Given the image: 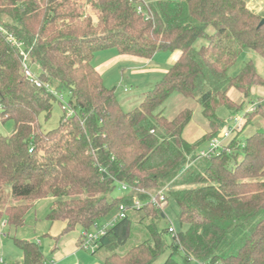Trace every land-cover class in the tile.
Returning a JSON list of instances; mask_svg holds the SVG:
<instances>
[{
	"label": "trees",
	"instance_id": "obj_1",
	"mask_svg": "<svg viewBox=\"0 0 264 264\" xmlns=\"http://www.w3.org/2000/svg\"><path fill=\"white\" fill-rule=\"evenodd\" d=\"M262 21L248 0H0V119L14 123L10 135L0 131V222L18 231L30 202L53 198L47 220L65 222L64 235L117 219L95 243L93 255L110 253L104 264H154L170 234L158 224L173 200L180 231L171 234L164 264H180V253L184 264H264V131L244 137L252 121L264 126V100L246 116L228 146L232 152L210 158L199 151L221 127L194 145L184 137L191 110L171 120L163 115L174 94L197 99L210 120L220 107L240 113L245 105L238 107L230 90L248 100L264 79L253 62L235 77L228 72L245 50L264 60ZM9 35L29 52L42 81L69 93L65 102L75 115L64 113L56 129L43 131L40 119L48 121L54 103L63 104L27 80ZM200 40L207 44L196 50ZM107 50L139 60L180 56L140 105L125 112L93 64ZM117 187L127 194L113 199ZM161 191L164 211L149 201ZM137 199L144 206L133 210ZM121 206L129 213L120 220ZM131 212L145 214L141 223L148 222L150 238L120 254L131 240ZM11 238L23 256L19 264L48 263L36 242Z\"/></svg>",
	"mask_w": 264,
	"mask_h": 264
},
{
	"label": "rangeland",
	"instance_id": "obj_2",
	"mask_svg": "<svg viewBox=\"0 0 264 264\" xmlns=\"http://www.w3.org/2000/svg\"><path fill=\"white\" fill-rule=\"evenodd\" d=\"M248 7L249 9L257 13L264 14V0H248ZM86 10L88 12L91 11L88 7H86ZM213 32V28L208 29L209 34H212ZM206 44L207 43L204 40H200L195 44L194 48L196 50H199L203 45ZM177 54L178 52L159 53L157 54L158 56L156 57V59L153 60L154 64H150L147 61H142L130 57H122L116 50H107L98 53L93 61V64L94 67L101 73L106 88L115 89L116 97L118 101L122 103L124 111L129 112L139 106L143 101L146 93L151 91L154 88L156 82H159V80H161L162 76L158 77L154 75L153 72H151L154 71L153 68H155L157 64L163 65L164 70L166 71L173 65V59ZM249 62H253L257 72L264 79V60L261 56H259L252 50H245L242 53L236 65L232 67V69H230V71L228 72V76L235 77ZM256 87L262 86H254L252 87V89ZM233 94L234 91H232L231 95L234 103L238 107L242 104V107L245 105L243 110L241 111V114H244L247 109V102L249 101V99L245 100L244 95L240 92H238L239 95ZM63 95L68 102L70 97L69 93L65 91ZM251 99L264 100L261 97H251ZM163 109V115L170 120L175 118L181 111L185 109L191 110V112L193 113L192 123L185 131L184 137L194 145L203 142L206 137L208 138L211 134L218 131L220 127L222 129L224 127V123L229 120L231 115L238 112L236 111V109L227 110L223 107H220L216 112L218 119L216 118L214 120H210L204 117V115L202 114V106L197 99H188L180 94L172 95L164 104ZM63 116V106H61L59 102H55L52 117L48 121H45L43 117L40 119L43 131L56 129L59 126L60 120ZM13 129L14 123L12 121H8L7 123L3 124L0 119V131L4 135H10L13 132ZM256 130L264 131V126L261 122L257 123L255 121H252L245 130L244 137H249ZM9 192L10 190L8 189V194H6L7 197L5 201V203L7 204H11ZM126 194L127 192L117 187L110 195V197L113 199H117L124 197ZM53 202V198L30 202L31 204H33V206L29 209L26 215L24 227L19 232L10 231L9 227L5 229L4 232H2L4 234L3 241L5 242V244L4 253L0 256H3L6 259V262H8L9 264H17L19 260L18 256L21 253V251L14 244L11 236L17 239L35 241L40 246V249L45 258L47 260H51L53 253L57 250L55 239L51 238L48 235L51 227V222L47 220V215L49 214L51 208L50 206H52ZM165 214L166 216L161 219L158 224V231L163 232L169 227H173L176 232L180 231V210L173 200L169 201V205L165 210ZM129 216L131 217V240L128 243L127 247L118 250V253L120 254L125 253L132 247L150 238L146 229L148 222L143 221L141 223V219L145 217V214L140 212H131ZM3 221L4 219L0 222V225ZM105 225L106 222H98L89 230L82 231V233H87L88 235H96L97 229L95 226H97L98 228H102ZM79 231L80 230H77L75 234H71L68 237L71 238L76 236ZM9 233H11V236H9ZM164 241L166 243L165 253L154 264H164V262L170 255L171 250L169 246L171 245L172 235L168 233L164 234ZM93 251V246H91L87 250L82 249L79 246L78 255L76 256L79 264H104L105 259L110 254L107 250H101L96 256H94ZM176 259L180 264H184L181 253L178 254Z\"/></svg>",
	"mask_w": 264,
	"mask_h": 264
},
{
	"label": "built area",
	"instance_id": "obj_3",
	"mask_svg": "<svg viewBox=\"0 0 264 264\" xmlns=\"http://www.w3.org/2000/svg\"><path fill=\"white\" fill-rule=\"evenodd\" d=\"M139 12H142V9H139ZM8 41L18 47L21 51L22 55V67H23V74L29 80L36 88L38 89H43L47 91L50 94H53L54 96L57 97V99L62 102L63 104V110L66 115V117H72L75 115L74 109L68 105V103L65 102V97L62 94H59L52 86V84L44 82L41 80L39 73L35 72L33 69V66L30 64V57H29V52H26L21 49V44L17 41V39L9 35L8 36ZM262 103V100H253L249 99L247 102V109L244 114L240 113H235L233 114L229 120L225 123V126L219 131L216 137H214L205 148L200 149L199 151V157L200 158H210L214 156L220 155L222 151H227L228 153H231V149L228 147L230 142L233 140V138L240 133L245 124H246V116L255 112L260 104ZM0 110H1V105H0ZM188 167L186 168V170ZM123 190H126V187H122ZM150 203L156 206L157 209L163 210L165 209L166 205L168 204L167 202V197L164 193V191L159 192L156 196H150ZM144 206V203L141 202L140 200H135L134 206L132 207L133 210H139ZM129 213V209L125 206L120 207V214L117 217L118 219H124L127 217ZM117 219H114L110 222H106V225L103 226L102 228H98L97 226V234L96 235H88L87 233H82L80 235L79 239V246L82 249H89L91 246L94 247V251L97 249V246L95 243L97 240H99L100 237L105 235V233L108 231L109 228H111L115 223ZM168 232L172 235L176 234V230L173 227L168 228ZM93 251V252H94ZM0 264H9L6 262L3 256H0ZM47 264H53L47 263Z\"/></svg>",
	"mask_w": 264,
	"mask_h": 264
},
{
	"label": "crops",
	"instance_id": "obj_4",
	"mask_svg": "<svg viewBox=\"0 0 264 264\" xmlns=\"http://www.w3.org/2000/svg\"><path fill=\"white\" fill-rule=\"evenodd\" d=\"M157 56L158 55H156L152 60H142V61H147L150 64L151 63L154 64L153 60H155ZM179 56H180V53H178L174 57V59H173L174 63L177 61ZM174 63H173V65H174ZM162 68H163V70H162ZM153 69H154V71H151V72H153L154 75H156L158 77L162 76L161 79L163 78V76L168 71V69L166 71L164 70V66L163 65H158V64ZM137 73H141V72H137ZM232 91H234L233 95H235V94L239 95V94H238V92L235 89H231L230 92H229V97L233 100L232 95H231ZM251 92H252V95H253L252 97H254V98L261 97L262 99H264V88L263 87L253 88L251 90ZM7 228H8V226H7V224H6L5 220H4L1 223V225H0V255L4 253V244H5V242L3 241L4 234L2 232H4L5 229H7ZM65 228H66V223L65 222L51 223V227H50L48 235L51 238L55 239L56 244H57V246H56L57 250L53 253L51 260L48 259L47 262H49V263L52 262L53 264H79L78 260L76 259V256L78 255V251H79V244H78L79 243V237H80L82 232L79 231L76 236L69 238L68 237L69 235L75 234L77 231L64 235L63 231L65 230ZM20 230H18V232ZM97 254H95L94 256H96ZM18 258H19V260H18L17 264L21 263L22 260H23L22 253L19 254ZM68 261H70V262H68Z\"/></svg>",
	"mask_w": 264,
	"mask_h": 264
},
{
	"label": "water",
	"instance_id": "obj_5",
	"mask_svg": "<svg viewBox=\"0 0 264 264\" xmlns=\"http://www.w3.org/2000/svg\"><path fill=\"white\" fill-rule=\"evenodd\" d=\"M261 24H264V21H262V23Z\"/></svg>",
	"mask_w": 264,
	"mask_h": 264
}]
</instances>
